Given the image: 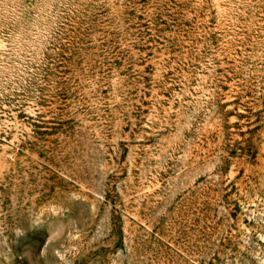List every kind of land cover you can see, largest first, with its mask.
I'll return each mask as SVG.
<instances>
[{
  "label": "rangeland",
  "instance_id": "1",
  "mask_svg": "<svg viewBox=\"0 0 264 264\" xmlns=\"http://www.w3.org/2000/svg\"><path fill=\"white\" fill-rule=\"evenodd\" d=\"M0 264H264V0H0Z\"/></svg>",
  "mask_w": 264,
  "mask_h": 264
}]
</instances>
